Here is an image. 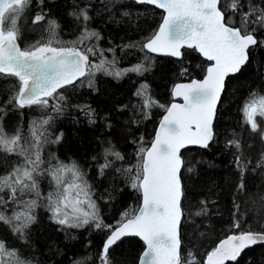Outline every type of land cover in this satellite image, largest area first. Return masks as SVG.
Instances as JSON below:
<instances>
[{"label":"snow or ice","instance_id":"obj_1","mask_svg":"<svg viewBox=\"0 0 264 264\" xmlns=\"http://www.w3.org/2000/svg\"><path fill=\"white\" fill-rule=\"evenodd\" d=\"M70 3L67 16L79 34L65 41L46 0H0V264H65L56 259L66 250L55 240L47 244V255L36 248L33 226L39 223L40 209L68 243L79 238L72 230L100 234L97 252L71 264H235L246 249L264 246V183L252 189L247 183L249 172L264 174V59L256 65L261 83L253 82L239 109L248 139L230 137L224 145L234 150L237 173L226 225L230 234L203 255L199 238L207 231L206 222L220 213L212 211L216 200L197 199L187 191L184 172L197 171L201 161L187 163L182 152L190 146L211 150L218 142L215 121L231 84L228 78L239 79L253 55L264 50V0ZM156 10L161 15L152 27L148 20ZM96 17L134 28L140 38L109 39L103 47L102 32L92 26ZM26 32L39 35L26 40ZM136 52L143 54L137 63L119 67ZM189 52L202 58L195 67ZM152 54L172 58L171 75L187 81L171 84L167 104L151 95L146 78L133 80L137 102L115 101L104 111L91 104L67 105L60 91L86 82L98 92V72L117 82L130 73L143 78L155 72ZM34 106L42 114L25 128L23 110ZM66 107H75L94 129L97 146L83 160L62 159L52 149L64 142L65 134L53 130L56 117L48 113L60 116ZM153 108L163 115L149 140L141 128L152 119ZM11 114L20 119L9 131ZM124 194L136 202L115 223H106L100 202L112 206ZM125 237H138L145 246L136 260L114 255ZM92 243L88 240L85 247Z\"/></svg>","mask_w":264,"mask_h":264},{"label":"trees","instance_id":"obj_2","mask_svg":"<svg viewBox=\"0 0 264 264\" xmlns=\"http://www.w3.org/2000/svg\"><path fill=\"white\" fill-rule=\"evenodd\" d=\"M48 7L51 8V15L56 17L61 23L59 30V38L62 40H73L79 34L76 27L73 25L71 19L67 16V10L71 8L70 0H55V4H51L46 0ZM156 15L149 18L148 24L152 27L159 22L161 11L156 10ZM144 28L148 25L141 21ZM92 26L102 32L103 39L100 45L108 47V40L112 39L115 43H120L121 38L124 42L130 39H139L140 34L132 28L124 25L117 26L112 23H107L100 17H96ZM39 33L26 32V40H33L38 37ZM95 41H85L86 44L94 43ZM108 59H111V54H106ZM142 53L136 52L135 55L127 57L122 60L119 67H128L131 64L137 63L138 58H142ZM189 59L192 60V65L199 64L202 58H198V54L188 53ZM196 57V58H194ZM156 61V69L154 73H146L145 77H137L134 73H130L123 80L117 82L111 76H106L102 72H98L95 76L96 87L98 92H93L85 82L73 89L71 87L61 89L65 93L67 105H83L91 104L92 107L99 111H104L112 107L115 101L127 103L130 99L135 103L139 98L133 97L132 93L135 91L137 85L133 80L142 81L147 79L151 84V95L157 98L160 103L167 104L171 100L169 94L171 84L173 82L180 83L185 80L178 79L171 75V70L174 66L172 58L164 56L153 55ZM93 62L98 63L96 57L91 58ZM264 59V50H260L258 54L253 55V62L248 66V70L239 78L229 77L231 81L227 94L223 97V103L219 106L218 118L215 121L217 141L213 143L211 150L190 148L185 150L184 159L187 163H194L201 161L197 165V171L193 173L184 172V183L187 191L192 193L197 199L212 198L216 200V205L212 207L213 212L220 214L212 216L211 220L206 222L207 231L200 239L203 247L200 249V254L203 255L207 251H211L218 242L230 234L227 229V222L229 220V210L231 209V200L233 198L234 190L233 183L237 175L236 169L233 166L234 150H229L224 147L225 141L230 137L240 138L244 141L248 139V133L244 130L242 123V115L239 111L242 104V97L247 94L249 87L253 82L258 86L261 81L257 79L256 65ZM198 78L200 71L197 68L194 73ZM86 81L87 78H82ZM26 114L22 126L27 127V122L34 118L41 116L42 112L35 106L32 109H24ZM56 117V127L54 131L63 130L65 137L64 142L59 146H52L53 150L62 159H67L69 156L78 160H83L86 153H89L92 148L97 146L94 139V129L88 126L86 118L75 107H66L63 115L57 116L55 113H48ZM163 115V110L160 108L152 109V119L145 122V126L141 131H146L148 135L146 139H151V133L155 125ZM20 118L11 114L6 120L8 130L11 131L17 126V121ZM79 121V123H77ZM247 150V149H246ZM131 152V149L129 150ZM258 155V154H257ZM212 165V166H210ZM247 183L249 189L253 186L264 183V174H253L251 172L247 175ZM46 188V186H45ZM191 199V197H190ZM135 197L131 194H124L120 196L114 205H104L101 201L102 214L106 223H115L120 219V214L135 203ZM249 206L252 207L251 201ZM39 211V223L33 226L32 239L36 245L37 250L47 255V244L51 240L62 249H65V256L56 257L57 260H64L65 264H71L73 259H82L90 254L97 252L101 243V237L98 233L88 234L83 230H72L79 238L71 243L64 239L63 233L56 232L55 225L47 219V213L43 209ZM252 214L250 213V218ZM252 227L256 228L255 221L252 222ZM239 231V230H234ZM88 240L93 243L90 247H85ZM144 248L143 243L135 237H125L119 247L116 248L114 255L124 259L136 260L142 253ZM85 264H92V261L85 260ZM234 264V262H229ZM235 264H264V246H254L246 249Z\"/></svg>","mask_w":264,"mask_h":264},{"label":"water","instance_id":"obj_3","mask_svg":"<svg viewBox=\"0 0 264 264\" xmlns=\"http://www.w3.org/2000/svg\"><path fill=\"white\" fill-rule=\"evenodd\" d=\"M161 11V10H160ZM152 55H154V54H152ZM155 56H158V55H155ZM187 82V81H186ZM177 102H179V103H182V100H177ZM162 118V117H161ZM190 148H198V147H196V146H190L189 148H186V149H183L182 150V152H184L185 150H187V149H190ZM200 149V148H199ZM135 238H137L138 240H139V238L138 237H135ZM141 241V240H140ZM142 242V241H141ZM143 243V242H142ZM145 247V246H144ZM143 250H144V248H143Z\"/></svg>","mask_w":264,"mask_h":264},{"label":"rangeland","instance_id":"obj_4","mask_svg":"<svg viewBox=\"0 0 264 264\" xmlns=\"http://www.w3.org/2000/svg\"><path fill=\"white\" fill-rule=\"evenodd\" d=\"M257 119L259 120L260 118L258 117Z\"/></svg>","mask_w":264,"mask_h":264}]
</instances>
